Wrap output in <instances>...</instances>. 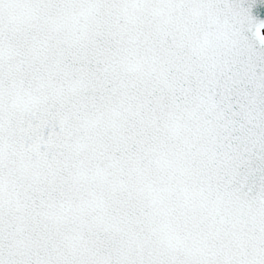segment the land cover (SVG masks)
<instances>
[{
	"label": "snow or ice",
	"instance_id": "6c2138e0",
	"mask_svg": "<svg viewBox=\"0 0 264 264\" xmlns=\"http://www.w3.org/2000/svg\"><path fill=\"white\" fill-rule=\"evenodd\" d=\"M0 264H264V0H0Z\"/></svg>",
	"mask_w": 264,
	"mask_h": 264
}]
</instances>
